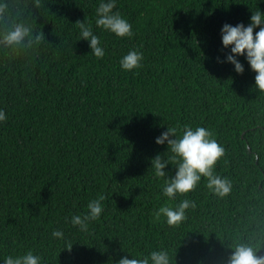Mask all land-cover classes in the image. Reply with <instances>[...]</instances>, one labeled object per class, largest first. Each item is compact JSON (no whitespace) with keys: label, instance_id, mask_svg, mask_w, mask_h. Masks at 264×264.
<instances>
[{"label":"trees","instance_id":"obj_1","mask_svg":"<svg viewBox=\"0 0 264 264\" xmlns=\"http://www.w3.org/2000/svg\"><path fill=\"white\" fill-rule=\"evenodd\" d=\"M99 3L0 0V264L28 251L40 264H116L161 249L170 264H228L237 245L264 256V92L244 56L243 73L226 61L221 40L225 23L247 26L264 0H116L130 38L95 25ZM77 20L92 24L103 58L78 40ZM21 23L31 35L3 43ZM132 50L142 67L125 71ZM185 125L224 147L214 175L231 181L228 195L203 177L186 195H163L167 176H155L151 159L171 152L155 141ZM101 195L100 218L86 232L73 226ZM184 199L196 207L178 227L157 219Z\"/></svg>","mask_w":264,"mask_h":264},{"label":"clouds","instance_id":"obj_2","mask_svg":"<svg viewBox=\"0 0 264 264\" xmlns=\"http://www.w3.org/2000/svg\"><path fill=\"white\" fill-rule=\"evenodd\" d=\"M36 6H40V0H36ZM6 5H0V15L6 10ZM116 7V0H100L96 7L95 25L105 31L114 33L117 37H132V25L124 19L118 11H113ZM250 23L245 26L238 23L235 26L225 23L221 28V40L225 49L230 48L226 55V61L234 65L237 73H243V64L238 60L239 56H244L255 75V88L264 92V12L252 11ZM80 30L78 40L89 42L91 52L97 58H103L104 49L100 46V39L94 34L92 24L85 20L76 22ZM259 28L254 32V29ZM31 35V29L24 24H16L14 29L5 35L3 43L6 45L19 44L25 37ZM44 39L43 34L35 37L37 43ZM143 53L137 50L129 51L120 60V66L125 71H132L142 67ZM3 110H0V121L6 120ZM176 127H167L156 138L157 144L167 142V150L171 155L165 159L157 154L151 159V167L158 178L167 176L163 187V195L170 200L175 199L177 194L186 195L194 191L200 180L207 179L206 187L212 194L218 197H224L231 191V181L227 178H221L214 175V168L217 162L225 155V149L215 138L211 130L205 127H192L185 125L182 135H177ZM168 164L176 166L175 175L169 177L165 168ZM104 195L98 199H93L87 204V211L83 215H73L71 224L79 226L81 231H88L89 222L100 218L103 212L101 201L105 200ZM196 203L193 200L184 199L173 209L170 206H161L156 212L157 219L163 215L166 223L170 227H178L186 220V210L195 208ZM63 232L54 230L52 236L62 239ZM72 245L67 247L71 249ZM124 256L116 264H170V257L166 250L152 251L147 256ZM4 264H40V257L28 251L23 255L5 258ZM228 264H264V256H258L251 246L237 245L234 252L230 255Z\"/></svg>","mask_w":264,"mask_h":264}]
</instances>
